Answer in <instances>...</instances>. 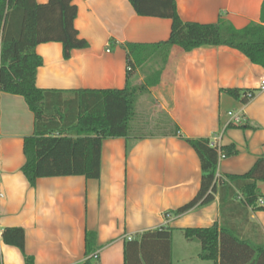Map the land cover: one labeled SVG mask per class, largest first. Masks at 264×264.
Here are the masks:
<instances>
[{
    "label": "crops",
    "instance_id": "0c3cea01",
    "mask_svg": "<svg viewBox=\"0 0 264 264\" xmlns=\"http://www.w3.org/2000/svg\"><path fill=\"white\" fill-rule=\"evenodd\" d=\"M262 1L175 3L183 22L214 24L223 17L240 30L259 23ZM72 4L77 8L74 28L88 47L71 51L65 60L61 44L38 45L35 53L42 65L35 86L72 99L78 91L123 89L127 77L133 85L143 83L146 76H140L139 70L150 59L134 66L128 76L126 45L167 41L171 21L137 16L128 0H73ZM163 54L160 82L141 97L129 137L102 142L97 180L39 178L30 187L21 168L23 140L34 132V115L21 96L0 92L1 264H25L21 252L1 240L4 229L16 227L24 230V251L32 264H81L86 231L96 235L100 264H123L124 242L160 227L173 229L172 264L175 259L178 264H213L198 258L200 245L186 241L181 230L218 222V196L180 216L171 214L189 203L200 187V162L184 139L208 138L217 147H234V155L219 160L217 177L247 173L264 158V88L260 89L264 69L226 47L204 46L189 53L173 47ZM223 89L250 90L254 97L243 105L221 93ZM145 105L148 115L141 124L139 110ZM229 112L239 113L250 128H229ZM142 128L157 133L141 135ZM257 186L264 196V182ZM239 231L241 239L264 243V211L248 212Z\"/></svg>",
    "mask_w": 264,
    "mask_h": 264
},
{
    "label": "trees",
    "instance_id": "16d2710c",
    "mask_svg": "<svg viewBox=\"0 0 264 264\" xmlns=\"http://www.w3.org/2000/svg\"><path fill=\"white\" fill-rule=\"evenodd\" d=\"M72 1L48 0L46 4H39L36 0H0V92L21 96L34 115V132L23 140L25 162L21 168L30 187H34L39 178L82 176L87 180L99 179L102 142L129 137L136 103L160 82V72L155 71L146 76L143 83L133 85L127 77L123 89L78 91L73 93L72 99H63L61 92L38 89L35 78L42 65L41 57L35 53L38 45L61 44L65 60L71 51L88 47L78 38L74 28L77 8ZM128 2L137 16L171 21L167 41L154 45H126L128 76L134 66L141 67L145 59L156 58L173 47L185 53L204 46L226 47L264 69V0L259 23H251L240 30L223 17L214 24L183 22L177 14L175 0ZM220 92L243 105L254 97L250 90L223 89ZM246 123H231L228 127L250 128ZM184 141L199 159L200 187L189 203L171 214L180 216L206 206L215 196L219 198L220 209V219L211 227L182 229L184 239L200 245L198 258L202 261L264 264V243L241 239L239 231L247 223L248 212L264 211V196L257 186L264 182V158L258 159L243 175L217 177L219 155L225 158L234 155V147L214 146L208 138ZM224 215L236 218L237 222L229 223ZM172 232L171 228L160 227L143 232L138 239L126 240L123 264H172ZM1 240L17 248L25 264H32V258L24 251L22 228L4 229ZM96 251V235L86 231L81 264H100L98 259L92 258Z\"/></svg>",
    "mask_w": 264,
    "mask_h": 264
},
{
    "label": "rangeland",
    "instance_id": "374dc122",
    "mask_svg": "<svg viewBox=\"0 0 264 264\" xmlns=\"http://www.w3.org/2000/svg\"><path fill=\"white\" fill-rule=\"evenodd\" d=\"M161 54H163V51H162V53ZM165 54V53H164ZM164 54L163 55H160V56H156V58L154 57V58H151L146 64H145V66L142 68V69H140L139 70V75L140 76H148L149 74H151L152 72H155V71H158V69H160V66H162V63H163V56H164ZM161 64V65H160ZM142 100V98L141 99H139L138 100V103L136 104V110H138L139 109V107L141 106L140 104H141V101ZM147 109H146V105H145V108H141V110H139L140 112V115H141V117L139 118V121H140V123L141 122H143V120H144V118H146L147 116L146 115H148V112L146 111ZM146 116V117H145ZM142 124V123H141ZM140 124V125H141ZM138 133L139 134H141V135H150V134H156L157 133V131L156 130H145V129H138ZM197 243V242H196ZM199 248H200V246H199ZM198 250V249H197ZM177 254H178V251H177ZM174 264H178L177 262H176V259H175V263ZM180 264V263H179Z\"/></svg>",
    "mask_w": 264,
    "mask_h": 264
},
{
    "label": "built area",
    "instance_id": "2783aa9c",
    "mask_svg": "<svg viewBox=\"0 0 264 264\" xmlns=\"http://www.w3.org/2000/svg\"><path fill=\"white\" fill-rule=\"evenodd\" d=\"M264 88V76L260 79V89H263ZM248 97H251L250 94L247 95ZM228 116L230 117L231 119V123L234 124V125H241L243 124L244 122V119L243 117L239 114V113H236V112H229L228 113ZM214 146H217L216 143L214 142H211ZM225 157L223 155H219V159H218V162L220 159H224ZM128 240L130 241L131 238H128ZM92 258L93 259H98V253L95 252L93 255H92Z\"/></svg>",
    "mask_w": 264,
    "mask_h": 264
}]
</instances>
